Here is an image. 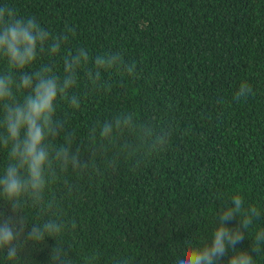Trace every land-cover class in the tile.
Here are the masks:
<instances>
[{
	"label": "trees",
	"instance_id": "trees-1",
	"mask_svg": "<svg viewBox=\"0 0 264 264\" xmlns=\"http://www.w3.org/2000/svg\"><path fill=\"white\" fill-rule=\"evenodd\" d=\"M0 6L36 19L54 36L66 25L75 29L59 53L38 52L23 70L0 58V73L18 77L52 66L63 77L64 58L78 48L87 49L89 67L96 55L117 51L137 67L135 77L102 72L100 90L81 70L68 93L80 107L57 98L54 119L62 129L48 142L69 146L89 168L59 173L44 193L54 201L51 210L26 203L27 227L65 222L60 241L72 246L74 264L92 254L95 264H169L176 241L210 240L220 212L240 195L261 214L237 245L250 250L264 229V0H0ZM245 81L252 92L236 100ZM117 113H132L156 132L171 128L165 149L138 145L129 154L122 139L94 153L90 128ZM8 163L0 148V174ZM7 208L0 198V213ZM55 244L53 237L22 240L16 260L0 250V264H49ZM252 254L264 264V252Z\"/></svg>",
	"mask_w": 264,
	"mask_h": 264
},
{
	"label": "clouds",
	"instance_id": "clouds-1",
	"mask_svg": "<svg viewBox=\"0 0 264 264\" xmlns=\"http://www.w3.org/2000/svg\"><path fill=\"white\" fill-rule=\"evenodd\" d=\"M64 31L65 34L54 36L36 19L19 17L15 9L0 6V58H5L11 68L23 70L37 59L38 52L59 53L68 40L67 33L75 29L66 25ZM89 63L87 49L78 48L64 58L63 77L52 66L22 72L18 77L11 71L0 73V148L7 150L9 160L0 174V198L8 205L7 211L0 213V250L6 251L10 261L17 259L22 240L39 244L46 237H53L56 244L51 249L49 264H74L70 255L72 246L68 244L66 249L60 241L65 222L48 219L29 228L22 210L26 203L51 210L54 201H46L44 193L59 173L69 167L81 172L89 168V162L69 146L56 148L48 142L62 129V122L54 119L57 98L70 101L73 108L80 107V98L68 95L78 84L79 72L83 70L92 90H100L102 72L137 75L136 64L126 63L118 51L96 55L91 61L94 66L89 67ZM103 83L108 87L107 82ZM23 90L27 92L20 99L17 93ZM251 92V86L242 82L235 99L247 98ZM171 131L166 128L156 132L149 124H138L132 113H117L91 127L89 137L94 153L104 152L122 139L120 148L125 153L135 152L138 145H143L148 152H161L168 144ZM230 204L220 212L210 240L202 245L186 238L176 241L169 264H221L225 256H228L227 264H255L252 253L264 252V229L255 232L250 250L237 245L261 214L255 206L245 207L240 195H233ZM233 219L236 226L230 228L228 221ZM95 261L96 255L92 254L84 257L82 264H95ZM116 264H129V261L118 260Z\"/></svg>",
	"mask_w": 264,
	"mask_h": 264
}]
</instances>
